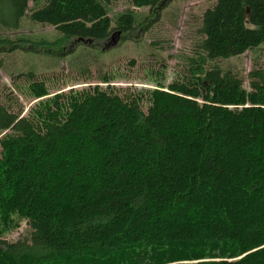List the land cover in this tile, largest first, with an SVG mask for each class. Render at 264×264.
I'll return each mask as SVG.
<instances>
[{"label": "trees", "instance_id": "obj_1", "mask_svg": "<svg viewBox=\"0 0 264 264\" xmlns=\"http://www.w3.org/2000/svg\"><path fill=\"white\" fill-rule=\"evenodd\" d=\"M111 1L0 0L1 29L18 30L30 10L57 31L0 35V53L66 56L71 41L96 49L150 20L127 10L113 26ZM129 1L153 13L172 0ZM199 34L186 83L120 92L109 71L105 86L52 94L24 73L37 101L26 114L0 105V264H264V67L250 89L206 67L264 43V0H217ZM23 221L30 237L8 241Z\"/></svg>", "mask_w": 264, "mask_h": 264}, {"label": "rangeland", "instance_id": "obj_2", "mask_svg": "<svg viewBox=\"0 0 264 264\" xmlns=\"http://www.w3.org/2000/svg\"><path fill=\"white\" fill-rule=\"evenodd\" d=\"M216 1L172 0L162 5V9L150 13L149 7L138 8L129 0H115L107 5L113 26L117 16L127 10H134L140 21L147 15L150 20L146 24L145 21L141 22L140 26L127 34V38L121 37V34L118 35L114 31L106 41L96 43V49L89 50L85 44L79 45L71 41L65 45L67 49L65 50L71 51L66 56L54 53L57 52L58 47H53V53L50 54H45V51L26 53L22 50L0 53V105L7 106L15 112L25 108L26 114L27 109L37 101L28 97L22 90V87L28 84L24 73L29 71L35 72L37 80H46L52 94L90 84L105 86L107 84L102 82L101 77L109 71L117 77L110 84L123 88L120 92L125 88L133 91L140 87H154L153 84L157 82L186 83L190 78L193 64H198L197 49L202 41L199 29L203 14L215 5ZM29 5L30 8L35 7L32 1ZM29 14L30 10L18 30L0 28V35L11 38L45 37L49 41L57 36L54 26L35 23L28 18ZM104 47L108 50L98 51L99 48ZM215 65L237 75L242 80L243 86L250 89V71L264 67V43L241 55L210 61L206 67L211 68ZM84 67L89 68V72H83ZM75 77H80L79 82H73ZM148 106L147 103L143 105L145 112ZM30 235V226L23 221L19 229L4 236L8 241L13 242L28 238ZM116 261L118 260L114 259L112 263Z\"/></svg>", "mask_w": 264, "mask_h": 264}, {"label": "water", "instance_id": "obj_3", "mask_svg": "<svg viewBox=\"0 0 264 264\" xmlns=\"http://www.w3.org/2000/svg\"><path fill=\"white\" fill-rule=\"evenodd\" d=\"M118 35L120 34V32H116Z\"/></svg>", "mask_w": 264, "mask_h": 264}]
</instances>
